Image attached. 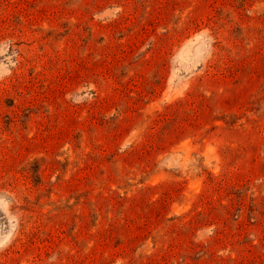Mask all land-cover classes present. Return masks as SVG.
Here are the masks:
<instances>
[{"label": "rangeland", "instance_id": "obj_1", "mask_svg": "<svg viewBox=\"0 0 264 264\" xmlns=\"http://www.w3.org/2000/svg\"><path fill=\"white\" fill-rule=\"evenodd\" d=\"M0 264H264V0H0Z\"/></svg>", "mask_w": 264, "mask_h": 264}]
</instances>
